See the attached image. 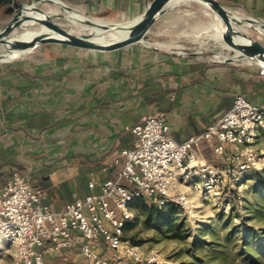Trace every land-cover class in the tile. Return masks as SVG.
<instances>
[{
	"label": "crops",
	"instance_id": "obj_1",
	"mask_svg": "<svg viewBox=\"0 0 264 264\" xmlns=\"http://www.w3.org/2000/svg\"><path fill=\"white\" fill-rule=\"evenodd\" d=\"M57 1L112 22L140 16L152 2ZM220 1L264 24V0ZM216 30L210 10L189 1L155 22L148 43L116 51L58 43L0 63V185L19 171L47 192V203L63 209L118 174L123 149L137 140L131 129L144 115L167 112L172 135L184 141L220 118L237 94L264 105L263 68L246 58L228 61L227 47L215 52L222 46ZM198 155L220 163L205 140ZM98 247L105 258L126 263L104 243ZM47 262L89 264L79 246L47 255Z\"/></svg>",
	"mask_w": 264,
	"mask_h": 264
},
{
	"label": "built area",
	"instance_id": "obj_2",
	"mask_svg": "<svg viewBox=\"0 0 264 264\" xmlns=\"http://www.w3.org/2000/svg\"><path fill=\"white\" fill-rule=\"evenodd\" d=\"M131 130L137 140L123 149L125 162L118 174L104 180L99 192L63 209L47 203V192L19 171L0 185V264H48L47 255L75 246L90 264H120L103 256L101 242L119 260L159 264V250L143 254L125 238L135 199L148 196L196 219L194 194L223 208L235 201L244 175L264 170V151L257 146L264 134V105L244 94H237L232 107L202 133L184 141L172 135L168 113L161 110L144 115ZM202 140L219 164L199 157ZM95 185L90 182L91 188Z\"/></svg>",
	"mask_w": 264,
	"mask_h": 264
},
{
	"label": "rangeland",
	"instance_id": "obj_3",
	"mask_svg": "<svg viewBox=\"0 0 264 264\" xmlns=\"http://www.w3.org/2000/svg\"><path fill=\"white\" fill-rule=\"evenodd\" d=\"M27 1L35 2L47 13L55 15V20L68 31L95 36L88 30V26L94 25L84 21V18H76L64 6L48 0H0V26L12 18L20 3L26 4ZM89 18L96 21L100 17ZM130 20L121 19L114 27L105 30L121 29V25ZM27 29L42 32L44 26L25 25L13 32L11 39H18ZM246 30L264 42V36L257 31L250 27H246ZM119 39L121 34L114 31L104 35L101 41L106 43ZM220 42L222 46L218 44L215 52H223V46L231 50L223 40L220 39ZM53 44L58 43L39 44L33 50ZM7 48L0 44V55H5ZM28 53L18 56L17 51L13 59ZM257 146L264 151V134L259 137ZM262 158L264 162V153ZM193 196L198 206L197 218L190 219L179 210L171 226L158 224L152 209L164 206H160L155 199L148 196L135 199L131 204L132 217L126 227L125 238L137 245L143 254L159 250L163 256L159 264H264V172L253 171L244 175L241 186L236 190L235 201L223 208L215 205L211 199L196 194ZM122 260L125 264H131L126 258Z\"/></svg>",
	"mask_w": 264,
	"mask_h": 264
},
{
	"label": "water",
	"instance_id": "obj_4",
	"mask_svg": "<svg viewBox=\"0 0 264 264\" xmlns=\"http://www.w3.org/2000/svg\"><path fill=\"white\" fill-rule=\"evenodd\" d=\"M48 1L58 3L68 10V7L60 1ZM189 1L198 2L210 10L211 18L221 31L220 39L233 51V57L227 59L228 61L246 58L264 69V42L246 30V27H250L264 36V24L252 17L237 15L220 0H152L139 19L128 25H121L122 28L129 30L127 37L106 43L97 41L90 34H76L68 31L55 20V15L47 13L35 2L27 1L26 4L20 3L12 18L0 26V44L17 50L18 56L32 51L43 43H61L83 49L116 51L135 43H148L149 32L155 22L165 12ZM83 18L87 23L102 26L105 29H110L115 25L112 23L101 24L86 16ZM28 24H42L48 31L43 29L31 39H11L10 36L13 32ZM0 61H5L4 55H0Z\"/></svg>",
	"mask_w": 264,
	"mask_h": 264
},
{
	"label": "bare ground",
	"instance_id": "obj_5",
	"mask_svg": "<svg viewBox=\"0 0 264 264\" xmlns=\"http://www.w3.org/2000/svg\"><path fill=\"white\" fill-rule=\"evenodd\" d=\"M55 5V4H54ZM72 14L77 18H83L82 15H80L79 13H75L72 12ZM137 19H139V16L132 18V20L125 22V24H131L134 21H136ZM97 22L101 23V24H108V23H116V22H112V21H108V20H103V19H96ZM72 22V21H71ZM88 30L90 31V33H94L95 36L93 37L94 39H96L99 42H102L101 39L104 35H106L107 33L110 32H114L117 31L121 34V38H125L129 35V30L126 28H121V29H117V30H105L104 27L102 26H88ZM46 31H48V29H46ZM217 34L219 35V38L221 37V31L217 28ZM38 33H40L39 31H32L30 29H27L26 31H24L23 33H21L18 37L20 39H31L33 37H35L36 35H38ZM105 43V42H103ZM17 56V51L14 50L12 47L8 46L7 48V53L4 55V60L8 61L11 60L13 58H15Z\"/></svg>",
	"mask_w": 264,
	"mask_h": 264
},
{
	"label": "trees",
	"instance_id": "obj_6",
	"mask_svg": "<svg viewBox=\"0 0 264 264\" xmlns=\"http://www.w3.org/2000/svg\"><path fill=\"white\" fill-rule=\"evenodd\" d=\"M250 100H252V99H250ZM255 172L263 173L264 170H258V171H255ZM152 210L155 211V215H156V219L158 221V224H167V225L171 226L173 224L175 215L181 209L179 207H176V206L172 205V204H169V205H166V206H164L162 208H153ZM128 224H129V221L126 224V227L128 226ZM126 227H125V230H126ZM67 264H72V263H67Z\"/></svg>",
	"mask_w": 264,
	"mask_h": 264
}]
</instances>
